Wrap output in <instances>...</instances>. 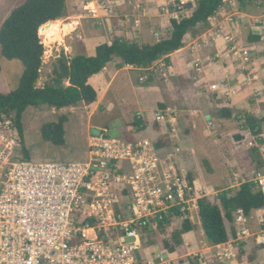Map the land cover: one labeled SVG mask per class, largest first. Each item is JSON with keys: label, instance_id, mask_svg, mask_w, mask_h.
Here are the masks:
<instances>
[{"label": "rangeland", "instance_id": "obj_1", "mask_svg": "<svg viewBox=\"0 0 264 264\" xmlns=\"http://www.w3.org/2000/svg\"><path fill=\"white\" fill-rule=\"evenodd\" d=\"M23 1L0 0V25L6 15ZM83 1L86 5L85 7L77 5L73 0L66 1V16L56 20L58 23L52 22L44 29L43 35L39 31L44 45V52L38 85H42L49 78L52 63L62 54L67 57H72L76 54L92 55L99 43L111 42L114 37L136 40L140 43H153L161 38H166L170 32V19L189 16L194 10L197 0H145L157 5L158 12L165 14V21L164 24L156 27L150 23L147 25L142 22L141 25L149 30L146 35L138 33L137 36H134L130 23L135 22V18L138 17L143 9L138 7V9L134 10L131 4L134 0H125L126 4L124 0L122 3L121 0ZM224 5L228 8L225 10L226 15L224 16L226 20L231 17L236 18L237 11L243 15L242 12L248 8V13L251 16L246 15L247 13L244 15L252 18V25H264V0L251 3L245 10H242L235 0H225ZM134 12L138 15H134ZM213 17L207 23L199 24L195 28L190 29L186 34V39L189 38L188 34L196 36L208 31L209 28H211L209 31L210 35L218 31L220 29L219 23L214 20L215 24H212ZM72 20L76 23L71 31L62 35L61 39L46 42L44 36L48 30L56 28L60 25L59 23L72 22ZM119 22H124V28L114 27ZM227 23H224L225 27L235 25L231 24L230 21H227ZM237 23L241 24L240 21ZM244 23L245 21H242L241 27L243 28L239 32L237 31L238 34L240 33L238 37L235 35L225 37L226 41L222 45L221 54H219L218 50L215 51L212 44H208L207 47L198 51L188 46L185 51L180 50L170 54L169 57H162L149 67L133 65L126 66V68H123L125 65L119 67V59L114 58L106 65L105 69L111 80L109 88L107 87V97L104 98V94H99L97 101L91 106L79 103L76 106L62 109H55L46 105L27 107L23 113L22 124L29 158L33 160L59 161L84 159L87 154L89 137L99 134L102 129H106L111 137L130 136L136 139V135L142 127L134 125L136 117L141 119V116L135 113L137 110L134 107L144 106V108L147 107L150 110L152 106H156L155 101L158 98V93L152 90L135 91L132 85L146 86L154 84L158 85L162 90L163 99L161 103L164 105V108L157 105L156 113L163 112L168 119L170 116L176 119V124L173 126L175 131L172 132L175 135L171 138L172 140L168 145V150L173 153L174 160L178 163L187 161L191 164L193 172H197V168L200 167L212 179L203 174L207 184L209 186L214 185L216 190L223 186L219 179L220 173L223 172L220 167L222 153L228 157V160H234V163L242 164L248 170L252 168L254 170L251 146L247 148L249 150H239L234 155L230 150L233 140H237L235 135H241L239 133L240 130L247 129L243 125V120L231 118L226 121L218 119V108L220 107L218 105L224 103V100L225 102L228 101L232 94L231 91L226 92L225 87L231 88L237 81L236 78L232 80L233 75L236 74L235 72H240V75L245 76V71L250 72L257 66H264L263 59L260 58L258 62H255L254 54L244 53L245 49L249 47L246 45V40L250 32V28H246ZM236 27L238 26L236 25ZM260 49L263 51L262 54H264V44ZM220 59H224L226 63H231V66L225 68L223 66L224 61H221L219 66L211 63ZM0 62V91L8 92L17 86L22 65L17 60L4 59L1 54ZM221 72L226 73V75L218 79ZM113 73L114 75H112ZM96 80L93 79V84L101 89L103 85L102 79L97 77ZM229 81H233V83H230V85ZM108 100H111V102ZM132 104H135L134 107ZM62 113L68 115V121L65 123V144L57 146L44 141L40 129L44 123L55 120ZM206 113L210 114L211 117H207ZM0 128L4 136L2 139L3 143L13 144L16 156L20 154L25 157L20 147L18 134L12 127L11 122L9 120H0ZM171 128L172 126L168 124V129ZM147 137L154 139L157 137V133L151 132ZM192 144L196 146V159L194 154L191 153ZM237 144L234 143V145ZM211 166L215 170H212ZM259 166L256 167L259 168ZM218 191L207 195L212 196V200L218 202ZM191 210L186 211L183 216L173 217L171 215L172 217L170 216L168 221L163 223L160 228L157 226L152 231H144L142 255L145 256L150 253L157 255L163 250L168 251L164 247L163 241L170 239L173 231L179 228L178 224L186 216H189L194 232L197 234L199 232L200 234L198 244L199 248L202 249L198 250L203 253V244L206 243V239L200 231L202 227L197 216V208L189 214ZM252 217H254V214ZM262 221L260 224L255 223L258 227L257 231L264 230L262 227L264 214ZM230 226L231 224L228 223V227ZM261 233L264 234L263 231ZM245 241V243L244 240H236L234 242L237 251L234 250L236 252L233 259L235 263L232 264H264V246L257 245L255 239L253 241L252 238ZM186 243L189 245L190 242ZM191 249L194 248L191 247ZM186 251H188L186 246H177L178 255L184 257ZM194 257L192 255L184 258H189V262L193 263Z\"/></svg>", "mask_w": 264, "mask_h": 264}, {"label": "built area", "instance_id": "obj_2", "mask_svg": "<svg viewBox=\"0 0 264 264\" xmlns=\"http://www.w3.org/2000/svg\"><path fill=\"white\" fill-rule=\"evenodd\" d=\"M102 130L89 137L84 159L59 161L16 156L0 128V264H183L166 250L143 256V232L176 210L184 215L210 191L196 193L154 141ZM256 181L264 191L263 178ZM235 223L233 244L250 236L240 210ZM254 239L264 245L263 233ZM234 250L215 248L210 261H233Z\"/></svg>", "mask_w": 264, "mask_h": 264}, {"label": "trees", "instance_id": "obj_3", "mask_svg": "<svg viewBox=\"0 0 264 264\" xmlns=\"http://www.w3.org/2000/svg\"><path fill=\"white\" fill-rule=\"evenodd\" d=\"M235 1L242 10H245L248 5L259 0ZM224 3L225 0H197L189 16L170 19L169 36L153 43L114 37L111 42L99 43L92 55L76 54L67 57L62 54L52 63L49 78L42 85H38L44 52L39 28L47 21L54 22L53 20L66 16V0H24L9 12L0 25L1 56L7 60H17L22 65L17 86L8 92L0 91V120L11 122L18 134L21 150L25 158H29L22 124L23 113L27 107L46 105L62 109L79 103L87 106L94 103L97 91L89 83V78L102 71L114 58L119 59V67L123 65L149 67L160 58L168 57L170 53L180 49L188 31L199 24L207 23ZM47 27L40 30L42 35ZM158 106L164 108L163 103H159ZM219 116L226 119H242L244 127L254 136L257 144H264V137L261 135L264 133V118L249 112L233 115L229 108H221ZM67 121L68 115L62 113L55 120L44 123L40 129L42 139L53 145L63 146ZM134 125L141 126L142 121L136 117ZM126 139L133 140L130 136ZM167 144L165 137H160L156 142L158 147ZM251 152L256 166H259L261 156L258 147H253ZM188 177L191 183L192 175ZM217 200L218 202L213 201L210 195L197 199L200 224L207 242L211 245L221 244L236 237L237 227L234 225L236 213L240 210L247 217L253 210L263 209L264 191L257 181L246 180L234 188L219 190ZM175 212L177 216H183L178 210ZM168 219L169 217H166L165 222ZM156 222L159 228L165 223L160 219H156ZM228 223L231 224L230 227ZM262 227L264 228V223ZM193 229L189 217H185L179 228L173 231L170 239L163 241L164 247L170 252L174 251L183 242L182 234Z\"/></svg>", "mask_w": 264, "mask_h": 264}, {"label": "crops", "instance_id": "obj_4", "mask_svg": "<svg viewBox=\"0 0 264 264\" xmlns=\"http://www.w3.org/2000/svg\"><path fill=\"white\" fill-rule=\"evenodd\" d=\"M66 1H68V0H66ZM73 1L77 5H80L82 7L86 6L83 0H73ZM122 1L123 0H121V3H122ZM124 2L126 4L125 0H124ZM89 4H91V3H89ZM131 4H132L134 10L138 9V7L143 9V11H141V13L139 15L136 14V12H134V15H138V17L135 18L134 23L133 22L130 23L131 24L130 27L134 31V36H137L138 33H140V34L143 33L144 35H146L147 31L149 30V29H146V27H143L141 25L142 22L144 24H147V25H149V23H150L154 27L159 26L161 24H164L165 14L158 12V9L156 7L157 5H154V3L149 2V1H145V0H134L133 2H131ZM226 9H228L227 6L223 5L218 10L216 15H214V17L211 21L212 24H215L213 22L214 20H216L219 23L218 26H220V29H218V31L213 32V34L210 35L209 31L211 30V28H209L208 31H206L202 34H197L196 36H193L192 34H188V37H189L188 39H186V35H185L184 40H183V43H184L183 46L174 52L176 53L180 50L185 51L188 46H190L191 48L198 51V50H201V49L207 47L208 44H212V46L215 48V51L218 50L219 54H221V50L223 47L222 45H224L223 43H224V41H226L225 37L226 36L228 37L231 35H235L238 37V35L240 33L238 34L237 31L239 32L243 28V27H241V24H242V21L243 22L245 21V23H244V24H246L245 27L250 28V32H249L248 38L246 40L247 41L246 45H248L249 47H248V49H245V50H247V52H249L250 54L255 55V59H254L255 62H258L260 60V58L263 59L262 61H264V54H262L263 51L260 49L261 47H263V44H264V25H252V18L246 17L244 15L245 13H247L246 15L251 16L248 13V10H247L248 8L246 9L247 11L245 10L244 12H242L243 15H241V13H239V11L236 10L237 11L236 12L237 17L236 18L231 17V18H228L226 20L224 18V16L226 15V11H225ZM117 10H118V8H117ZM243 18H244V20H243ZM122 20H124V19L122 18ZM233 20H235L237 22L240 21L241 24H238L237 22H235ZM53 21L58 23L56 20H53ZM227 21H230L231 24H235V25L230 26V27H225L224 23L225 24L229 23V22L227 23ZM63 23H65V22H63ZM63 23H59V24L62 25ZM68 23H70V24H72V26H74V24L76 22L74 20H72V22H68ZM124 25H125L124 22H119L114 27H118L121 29ZM236 25L238 27H236ZM254 37H257V38H254ZM193 43H194V45H193ZM232 43H234V42H232ZM226 44H227V42H226ZM174 52H172V53H174ZM172 53H170V54H172ZM221 61H224V59H220L218 61H213L211 63L215 64V65L218 64V66H219L221 64ZM126 66H131V65H125V66H123V68H126ZM223 66L225 68H228L229 66H231V63H229V62L226 63V61H224ZM123 68H121V70H123ZM105 69H106V66L103 68L102 71H100L97 74L92 75L89 78V83L97 91V99L99 97V94H101V93H102L101 95L104 94V98H106L107 94H108V88H109L111 80H110L108 73L105 72ZM235 73L236 74L233 75L232 80H234L236 78L237 81L232 85L231 88L225 87L226 92H230V91L232 92L229 100L226 102L224 100V103H220V105H218V106H220L218 108V119L219 120L224 119L226 121L229 120L226 118H221L219 116V110L221 108H229L232 111L233 115H237V113L240 114L242 112H249V113H252L259 118H264V66H261V67L257 66L250 72L245 71L244 72L245 76L240 75L241 74L240 72H235ZM231 74H232V72H231ZM112 75H114V73ZM225 75H226V73L221 72V75L218 76V79L222 78V76L225 77ZM238 75H240V76H238ZM97 77L102 79L103 85L101 86V89H99L98 87H96L93 84V79L95 81H97L96 80ZM230 83H233V81H229V84ZM132 87L134 88L135 91L152 90V91H155L158 93V98L155 101L156 106H152L150 110L147 107L144 108V106H142V107L138 106L137 108H135L134 107L135 104H132L134 109L137 110V112H135V113L141 116L140 120L142 121V125H141L142 129L139 130V133L136 135V139H133V140H140V139L146 138V139H149L151 141H154L156 144V142L159 140L160 137H165V139H167V141H168V144L165 146H162V147H158V146L157 147L160 148V151L163 155L172 154V156H174L173 153L170 150H168V145L170 144V141L172 140L171 138H173V136L175 135L172 132L175 131V127H173V126L176 124V119L173 116H170L168 119L166 117V115H165V119L162 121H157L155 118L156 117V107L159 103L162 102V99H163L162 90L160 89V87L158 85H154V84L146 85V86H141V85L140 86H138V85L134 86V85H132ZM218 88H219V86H218ZM99 90H101V91H99ZM97 99H96V101H97ZM108 101L111 102V100H108ZM94 103L90 104L89 106L93 105ZM167 109H169V108H167ZM206 115L209 118L211 117V115L208 113H206ZM168 124H170L172 126L171 129H168ZM156 125H157V127H156ZM263 126H264V122H263ZM247 130L248 129H244L242 131L240 130L239 133L241 134L242 137L241 138L235 137L237 140L236 141L233 140V143L230 145V150L232 151V153L234 155L236 151H239V150H242V151L246 150L247 151V150H249L247 148H249L250 146L252 148L258 147L259 153L261 156V162H260L261 166H259V168L256 167V163L253 161L252 166L255 169L253 170V168H252V169L248 170V168L245 166H242V164L240 165V164L234 163V160H228V157H226L222 153V157L220 159V167L223 169V172L220 173L219 179H220L221 185H223V186L219 187L217 190L234 188L235 186L239 185L240 183H242L243 181H246V180H255L256 181V178L259 176L262 177L264 180V144H257L256 140L254 139V136H252L250 131H247ZM151 132L157 133V137L154 139L148 138L147 135ZM261 135L264 137V133H262ZM124 138L126 139V137H124ZM234 143H238V144L234 145ZM88 147H89V145H88ZM191 147H192L191 153L194 154V157L196 159L197 158L196 152H195L196 146H194L192 144ZM86 153H88V149H87ZM86 156H87V154H86ZM186 158H187V155H186ZM188 159H189V155H188ZM68 161H70V160H68ZM71 161H73V160H71ZM174 161L176 162L178 167L184 169L185 175L187 176L188 180H189L188 176L192 175L193 180L191 183L193 184L196 193H199L203 188H206L210 192H214V191L216 192L217 191L214 185L209 186L207 184V182L205 181L203 176L207 175L210 179H211V177L209 174H205L204 171H202V169H200L199 166H198L199 168H197V172H193L191 169V164H189L187 161H182L181 163H178L176 160H174ZM196 161L197 160H195V162ZM197 163H198V161H197ZM211 168H212V170L214 169L213 166H211ZM224 169H226V170H224ZM195 208H197V205H196V207H193L191 211H189V214H190V212L195 211L194 210ZM237 214H238V212L236 213V215ZM253 214H254V217H252ZM258 214H260V215H258ZM263 214H264V208L253 210L249 216H247V217L245 216L246 227L249 230L250 236H247V237L244 236L240 240H244V243H245L246 242L245 240L252 238L254 241V235L255 234L261 233L262 231L264 232V230L257 231L258 227H257V225H255V223L260 224V222H263L262 221L263 220ZM197 216L199 217L198 208H197ZM258 217H260V218H258ZM253 218H255V220H253ZM234 225H236L235 219H234ZM253 227L255 228L254 230H253ZM200 231H201V234L203 235V237L205 238L203 230H200ZM199 236H200L199 232H198V234L195 233L194 229L190 232L182 234L183 242L180 245H184L188 249V251H186V254L184 257L197 255L194 257L195 260H192L193 263L189 262L190 261L189 258H184V257L178 255L177 254V247L172 252L167 251L168 256L172 259H175L179 262H182L183 264H203V263L212 264V262L210 261L211 260L210 256H211V252H213V250L215 248H219V249L220 248L221 249L222 248H230V249L234 250V246H233L234 244L231 241L232 239H229L228 241H226L224 243L216 244V245H211L206 240V243L203 244L204 245L203 246L204 251H203V253H200L198 249H202V248H199V244H198ZM186 242H190L189 245ZM261 246H264V245H261ZM191 247H193L194 249H197V250L191 249ZM191 250H193V251H191ZM199 258H200V260H199ZM229 263H235V260L228 261L226 264H229Z\"/></svg>", "mask_w": 264, "mask_h": 264}, {"label": "bare ground", "instance_id": "obj_5", "mask_svg": "<svg viewBox=\"0 0 264 264\" xmlns=\"http://www.w3.org/2000/svg\"><path fill=\"white\" fill-rule=\"evenodd\" d=\"M47 26H45V27H47ZM72 28H73V26L70 23H68L65 28H63V24L62 25H58L56 28H51L50 30H48L45 33V36L44 37H45V39H46L47 42H51L53 40L61 39L62 35L68 33L69 31H71Z\"/></svg>", "mask_w": 264, "mask_h": 264}, {"label": "water", "instance_id": "obj_6", "mask_svg": "<svg viewBox=\"0 0 264 264\" xmlns=\"http://www.w3.org/2000/svg\"><path fill=\"white\" fill-rule=\"evenodd\" d=\"M50 23H51V21H47V22H45L44 24H42V25L40 26V28H39V31L42 30L45 26H47V25L50 24ZM67 24H68V22L63 23V28H65V27L67 26Z\"/></svg>", "mask_w": 264, "mask_h": 264}]
</instances>
